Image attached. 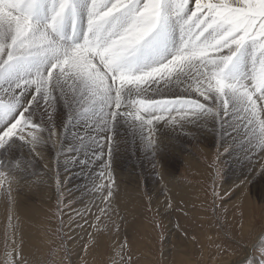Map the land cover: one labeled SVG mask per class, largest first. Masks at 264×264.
<instances>
[{"label":"snow or ice","instance_id":"6c2138e0","mask_svg":"<svg viewBox=\"0 0 264 264\" xmlns=\"http://www.w3.org/2000/svg\"><path fill=\"white\" fill-rule=\"evenodd\" d=\"M59 105L67 112L65 128L74 117L87 122L90 131L77 137V147L92 142L100 149L93 154V160L103 161L95 181L107 182H94L93 190L107 202L101 214L108 219L119 190L111 157L120 123L142 133L155 156L158 125L190 135L185 125L213 121L209 131L216 133L218 146L212 196L231 199L233 191L221 187L223 152L249 142L264 153V0H88L85 9L76 0H0V190L9 221L15 215L12 192L21 187L30 158L44 159L46 144L57 160L74 150L62 148L63 129L54 123ZM224 136L233 143L222 152ZM17 142L28 148L30 158L13 156ZM44 167L56 185L59 214L61 205L72 203L62 199L66 180L51 162ZM256 174L264 175V162ZM248 183L234 191L247 189ZM77 215L84 219L83 213ZM68 223L77 221L70 215ZM9 226L13 235L20 231L19 223ZM90 227L96 236L89 234L88 243H99V225ZM23 242V237L19 244L13 240L4 264H28L19 246ZM123 250L122 245L120 264H129ZM255 261L245 257L243 264Z\"/></svg>","mask_w":264,"mask_h":264},{"label":"rangeland","instance_id":"374dc122","mask_svg":"<svg viewBox=\"0 0 264 264\" xmlns=\"http://www.w3.org/2000/svg\"><path fill=\"white\" fill-rule=\"evenodd\" d=\"M76 2L81 9L86 8V0ZM85 19L82 12V23ZM40 118L38 114L37 119ZM55 118L56 127L63 129L62 148H72V152L57 160L50 144L41 148L44 159L30 158L28 148L18 142L11 150L14 157L23 153L31 159L30 167L21 176V187L12 192L14 197L22 196L23 206L28 208L22 212L15 208L9 221L0 190V264H4L5 250L11 249L13 240L19 244L21 237L24 242L19 246L28 264H120L122 245L124 259L131 257L129 264H243L245 257L259 264L264 254V175L256 173L264 162V153L253 143H240L223 152V147L233 141L231 136L219 139L223 152L221 187L233 194L231 199L214 201L211 165L218 137L209 131L215 127L213 121L185 125L190 135L158 125L159 146L155 156L142 133H133L126 124H118L114 129L116 144L111 167L119 190L108 219L101 214V209L107 210V202L101 203L100 194L93 190L103 164L101 160H93V154L100 149L92 142L77 147V137L90 131L86 120L74 117L65 128L67 112L63 105L58 106ZM48 162L53 171L59 172L61 180H66L63 201L72 202L68 207L61 205L59 214L56 185L44 167ZM38 177L44 183L31 182ZM245 180L249 182L247 189L234 191ZM216 188L221 191L220 185ZM77 213H83L84 219ZM70 215L77 223L69 225ZM10 222L21 226L15 235ZM90 224L101 229L99 243H88L89 234L96 236V228Z\"/></svg>","mask_w":264,"mask_h":264},{"label":"bare ground","instance_id":"6f19581e","mask_svg":"<svg viewBox=\"0 0 264 264\" xmlns=\"http://www.w3.org/2000/svg\"><path fill=\"white\" fill-rule=\"evenodd\" d=\"M86 3H88V0H86ZM87 6V5H86ZM85 17H86V13H85ZM86 20V19H85ZM81 24H83L84 25V27H86V21H83V23H82V20H81ZM80 27H81V25H80ZM135 107H138V105L137 106H135ZM79 118V117H78ZM57 118H55V120H56ZM54 120V121H55ZM162 125V124H161ZM165 127V126H164ZM84 132V131H83ZM76 133V132H75ZM114 161V160H113ZM188 162V161H187ZM189 163V162H188ZM71 164V163H70ZM194 165H195V163H193ZM73 165V164H72ZM187 165V164H186ZM65 166V165H64ZM67 166V165H66ZM188 166H191V165H188ZM95 167V166H94ZM196 167V166H195ZM187 169H189L188 167H187ZM190 169H192L191 167H190ZM189 169V170H190ZM196 169V168H195ZM84 170V169H83ZM96 170V169H95ZM98 170V169H97ZM99 171V170H98ZM163 174V173H162ZM115 177H116V175H115ZM120 179V178H119ZM30 180V179H29ZM32 180H33V178H32ZM119 181V180H118ZM165 181H166V179H165ZM32 182V181H31ZM99 182V181H98ZM117 182V181H116ZM171 182V181H170ZM176 182V181H175ZM174 182V183H175ZM36 185V184H35ZM125 186V185H124ZM34 187V186H33ZM179 187V186H178ZM177 186H176V190H177V188H178ZM182 188V187H181ZM184 188V187H183ZM38 189V188H37ZM45 189V188H44ZM175 190V189H174ZM181 190V189H180ZM39 191V190H38ZM125 191V190H124ZM183 191V190H182ZM93 192V191H92ZM14 193V192H13ZM32 193V192H31ZM35 193V192H34ZM36 195V194H35ZM24 196V195H23ZM22 196H19V198H18V195L16 194V196H15V208L16 209H18L17 211L19 212H22L23 211V208H28V207H26V206H23L24 204V202L22 201V199H24V198H21ZM17 198V199H16ZM86 198V197H85ZM117 198V197H116ZM119 198H121V197H119ZM118 199V198H117ZM122 199V198H121ZM173 199V198H172ZM171 199V200H172ZM2 200V199H1ZM177 200V199H176ZM176 200H173V201H176ZM119 201H120V199H119ZM121 202V201H120ZM45 203V202H44ZM29 204V203H28ZM121 204H123L122 202H121ZM125 204V203H124ZM120 205V204H119ZM129 205V204H128ZM32 207H33V205H31ZM29 207V208H32V207ZM133 208V207H132ZM129 211V210H128ZM115 213V212H114ZM131 213V212H130ZM20 214V213H19ZM21 214H23V213H21ZM129 215V214H128ZM127 216V215H126ZM88 217V216H87ZM123 220V219H122ZM105 221V220H104ZM11 223V222H10ZM82 231V230H81ZM10 232V231H9ZM11 236V235H10ZM80 236V235H79Z\"/></svg>","mask_w":264,"mask_h":264}]
</instances>
